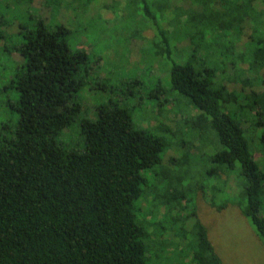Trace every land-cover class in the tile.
I'll return each mask as SVG.
<instances>
[{
	"label": "trees",
	"instance_id": "trees-1",
	"mask_svg": "<svg viewBox=\"0 0 264 264\" xmlns=\"http://www.w3.org/2000/svg\"><path fill=\"white\" fill-rule=\"evenodd\" d=\"M138 1L143 16L154 19L155 10L167 25L160 29L152 21L146 37L159 60H171L172 93L155 102L156 110L165 101L170 110L182 104L172 111L174 128L155 127L166 137L136 125L122 103L92 108L80 102L89 57L70 44L72 29L60 19L69 16H61V8L84 10L87 1L0 0V53L20 56L10 83L17 119L0 126V264H148L157 222L142 216L136 201L159 197L142 184L167 181L159 204L182 209L179 171L189 161L187 150L208 138L211 190L236 193L264 242V165L244 134L259 132L264 153V0ZM10 9L24 20L9 22ZM168 33H177L192 58L182 60L179 49L171 56ZM79 113L83 145L66 149L57 136ZM171 137L183 151L164 161ZM191 230L190 264H220L198 218ZM179 231L172 227L169 234L182 242Z\"/></svg>",
	"mask_w": 264,
	"mask_h": 264
},
{
	"label": "rangeland",
	"instance_id": "rangeland-1",
	"mask_svg": "<svg viewBox=\"0 0 264 264\" xmlns=\"http://www.w3.org/2000/svg\"><path fill=\"white\" fill-rule=\"evenodd\" d=\"M41 1L35 0L36 5H40ZM86 1L84 10L70 11L61 8V16L62 14L65 16L69 14V16L60 19L72 29L70 44L85 48L89 57V64L83 75L84 83L80 90V102L84 105L89 104L92 108L111 101L122 103L130 109L136 125L147 127L155 134L166 137L162 128L155 127L159 123L174 128L178 115L172 111L181 107L182 104L170 110L165 109L164 106L167 105L165 101L160 111L156 110L155 102L164 101L163 99H167L169 93H172L168 79L171 60L164 56L162 60H159L158 56L153 54L154 50H150L147 41V38L152 36V26H150L152 21L160 29L167 28L163 17L155 10L152 12L155 15L154 19L143 16L141 3L138 0H128L127 3L125 0H119V4L116 0ZM173 2L182 3L177 0ZM11 13L12 9L6 13L9 15V22L14 18L19 22L25 18L21 13ZM46 13L47 10L43 9V14ZM68 18L74 20L67 22ZM6 29L10 32V28ZM168 35L172 57L179 49L182 51L180 53L182 60L192 58L188 56L187 48L184 49L186 45H180L182 42L177 33H168ZM245 38L243 37L242 40ZM147 45L149 46L145 49ZM197 56L199 55L196 54ZM17 60H20V56L16 53L9 55L8 52L0 53V126L3 124L10 127L17 119V113L12 108L17 98V91L10 85L11 78L14 76L15 62L13 61ZM232 84L241 85L227 82L229 87ZM92 112L90 111V114ZM83 117L82 113L77 114L57 136V140L66 149H80L83 145L79 132L80 120ZM256 133L247 130L244 134L253 158L262 167L264 153L260 146L259 132ZM172 140L171 137V146L164 154V161L168 156L179 157L183 151L178 143ZM207 141L205 145L201 144L199 147L191 146L187 150L189 161L182 166L181 171L176 168L181 177L176 188L183 193L180 197L184 203L182 209L175 211L171 205L159 204L162 202V195L168 193L167 190L170 188V185H166L167 181L156 182L153 179H147L142 184L144 189L152 190L150 195L157 193L159 197L151 201L150 197L148 199L145 196L136 201L142 206L141 215L147 213L146 218L150 222H157V230L152 236L154 247L150 250L151 257L148 264L177 262L190 264L191 251L196 248V234L191 230L195 218L203 223L211 246L220 259V264H264V242L259 239L250 221L240 211L236 203L237 194H230L225 190L224 192L211 190L212 185L215 184V178L207 176L206 173L211 165L208 153L212 151L209 138ZM223 202L226 205L223 208H217ZM262 211L264 213V206ZM174 214L176 217L173 216ZM172 227L183 230L182 242L180 236L176 239L169 234Z\"/></svg>",
	"mask_w": 264,
	"mask_h": 264
}]
</instances>
